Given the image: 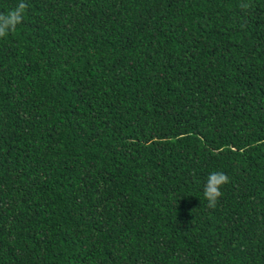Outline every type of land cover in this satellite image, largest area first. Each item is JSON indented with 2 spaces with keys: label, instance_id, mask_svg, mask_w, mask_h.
<instances>
[{
  "label": "trees",
  "instance_id": "obj_1",
  "mask_svg": "<svg viewBox=\"0 0 264 264\" xmlns=\"http://www.w3.org/2000/svg\"><path fill=\"white\" fill-rule=\"evenodd\" d=\"M24 2L0 38V264H264V0Z\"/></svg>",
  "mask_w": 264,
  "mask_h": 264
},
{
  "label": "clouds",
  "instance_id": "obj_2",
  "mask_svg": "<svg viewBox=\"0 0 264 264\" xmlns=\"http://www.w3.org/2000/svg\"><path fill=\"white\" fill-rule=\"evenodd\" d=\"M26 8L27 4L24 0H21L7 14H0V38L6 37L10 31H13L22 22ZM228 182V177L223 172L214 171L209 173L203 189V195L209 207L214 208L216 206L218 199L223 195L221 189Z\"/></svg>",
  "mask_w": 264,
  "mask_h": 264
}]
</instances>
